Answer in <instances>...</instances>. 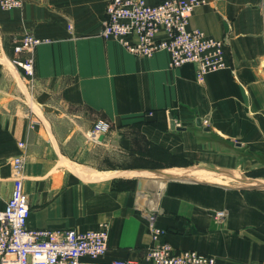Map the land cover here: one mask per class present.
<instances>
[{
    "label": "crops",
    "instance_id": "0c3cea01",
    "mask_svg": "<svg viewBox=\"0 0 264 264\" xmlns=\"http://www.w3.org/2000/svg\"><path fill=\"white\" fill-rule=\"evenodd\" d=\"M106 2L24 0L0 9V209L21 153L29 228L106 224L101 260L141 259L151 243L146 214L156 209L174 249L206 253L215 264H264V193L245 185L264 182L260 0H207L192 11L189 27L225 41L227 66L202 81L193 63L170 67L165 50L136 56L103 38ZM25 33L48 39L35 48L31 88L11 63ZM28 96L33 122L20 110ZM98 118L110 130L94 142L87 132ZM154 148L175 163L118 164L159 162ZM185 171L192 177L178 175ZM221 172L245 184L218 185Z\"/></svg>",
    "mask_w": 264,
    "mask_h": 264
},
{
    "label": "built area",
    "instance_id": "2783aa9c",
    "mask_svg": "<svg viewBox=\"0 0 264 264\" xmlns=\"http://www.w3.org/2000/svg\"><path fill=\"white\" fill-rule=\"evenodd\" d=\"M24 0H0V9H20ZM207 0H107L99 34L117 40L130 54L151 57L160 50L169 54V66L193 63L196 79L227 66L224 39L207 35L189 27L192 11ZM264 26V0H260ZM72 25L68 24V29ZM32 33H25L13 44L12 65L20 69L31 88L34 77L35 48L47 42ZM23 117L33 122L30 107ZM110 130L109 121L98 118L87 137L98 142ZM23 148L24 143L18 142ZM24 160L19 153L12 158L11 190L0 209V264H215L211 255L193 249H174L164 239L165 230L156 225L157 210L147 212L151 243L141 259L101 260L107 250L108 228L81 231L76 228H29L30 212L24 190ZM223 212H218L222 215Z\"/></svg>",
    "mask_w": 264,
    "mask_h": 264
},
{
    "label": "rangeland",
    "instance_id": "374dc122",
    "mask_svg": "<svg viewBox=\"0 0 264 264\" xmlns=\"http://www.w3.org/2000/svg\"><path fill=\"white\" fill-rule=\"evenodd\" d=\"M22 80H23V83L26 82V81H24V79H22ZM21 103H22V107H20V110H24L26 107H30L32 109H36V107H37L35 105V103H33V101L31 100L30 96H28V98H26L25 100L23 98V100H22ZM88 147H91V146H88ZM91 149H92V147H91ZM92 153H93V155L97 156V153H95V152H92ZM140 153H142V151H140ZM149 153H150V151H149ZM151 154L153 156H155V157L156 156H159L160 157V160L162 162L161 161H159V162L158 161H147V160L145 161L144 159L141 160L142 156H140L139 159L136 160V161H134V162H121V163H118V164H119V166H126V165H132L133 164V165H146V166L157 167V166H163V164L164 165L166 164V166H167V165H170V164L175 163V160L171 156L165 155L161 151L158 152V150L155 149V148L153 149V151H151ZM92 158L93 157H92V154H91V159ZM86 165L87 166H94V162L92 163L91 161H87ZM182 174H183V176L192 177V173H188L186 171L183 172V173L182 172H179L178 175H182ZM219 174L220 175H218L216 178L213 179V181H215L218 185H221V186H231V185H233L232 183H237V182L238 183H241V185L245 184L244 179L241 180L242 178L239 179V178L229 177L230 176L229 173H224V172H221ZM249 183H252V184L255 183L256 185H253V186L254 187H257L258 190H260V191H262L264 193V182H262V183L259 184L257 181L247 179L245 185L252 186V184H249Z\"/></svg>",
    "mask_w": 264,
    "mask_h": 264
},
{
    "label": "water",
    "instance_id": "95a60500",
    "mask_svg": "<svg viewBox=\"0 0 264 264\" xmlns=\"http://www.w3.org/2000/svg\"><path fill=\"white\" fill-rule=\"evenodd\" d=\"M197 122H199V120H197ZM102 138H103V136L101 135V136H99L98 140L101 141ZM142 185H143V184H142V179H139V180H138V184H137V189H138V190H141V189H142Z\"/></svg>",
    "mask_w": 264,
    "mask_h": 264
},
{
    "label": "bare ground",
    "instance_id": "6f19581e",
    "mask_svg": "<svg viewBox=\"0 0 264 264\" xmlns=\"http://www.w3.org/2000/svg\"><path fill=\"white\" fill-rule=\"evenodd\" d=\"M145 185V184H144Z\"/></svg>",
    "mask_w": 264,
    "mask_h": 264
}]
</instances>
